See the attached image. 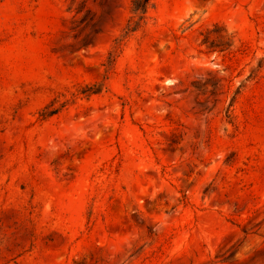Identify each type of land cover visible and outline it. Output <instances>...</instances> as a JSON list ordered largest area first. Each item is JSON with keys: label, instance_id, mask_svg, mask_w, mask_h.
Listing matches in <instances>:
<instances>
[{"label": "rangeland", "instance_id": "1", "mask_svg": "<svg viewBox=\"0 0 264 264\" xmlns=\"http://www.w3.org/2000/svg\"><path fill=\"white\" fill-rule=\"evenodd\" d=\"M0 0V264H264V0Z\"/></svg>", "mask_w": 264, "mask_h": 264}, {"label": "trees", "instance_id": "2", "mask_svg": "<svg viewBox=\"0 0 264 264\" xmlns=\"http://www.w3.org/2000/svg\"><path fill=\"white\" fill-rule=\"evenodd\" d=\"M150 0H136L134 1L133 12L135 14H145Z\"/></svg>", "mask_w": 264, "mask_h": 264}]
</instances>
